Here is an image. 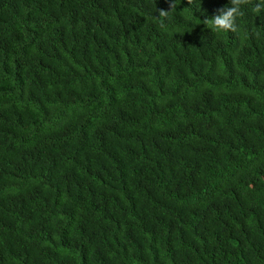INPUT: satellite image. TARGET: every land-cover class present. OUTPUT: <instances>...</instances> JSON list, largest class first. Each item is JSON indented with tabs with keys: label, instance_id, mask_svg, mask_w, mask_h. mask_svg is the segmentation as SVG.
<instances>
[{
	"label": "trees",
	"instance_id": "obj_1",
	"mask_svg": "<svg viewBox=\"0 0 264 264\" xmlns=\"http://www.w3.org/2000/svg\"><path fill=\"white\" fill-rule=\"evenodd\" d=\"M0 0V264H264V10Z\"/></svg>",
	"mask_w": 264,
	"mask_h": 264
},
{
	"label": "clouds",
	"instance_id": "obj_2",
	"mask_svg": "<svg viewBox=\"0 0 264 264\" xmlns=\"http://www.w3.org/2000/svg\"><path fill=\"white\" fill-rule=\"evenodd\" d=\"M250 2L251 0H230V6L221 8L219 10V15H215L211 18H205L202 23L206 26V28L210 29L214 33L229 31L235 33L238 30L237 19L243 15L242 6L248 5ZM174 7L175 0H171L169 4V8L171 10H160L159 17L167 18ZM252 10L256 13L264 10V0H258Z\"/></svg>",
	"mask_w": 264,
	"mask_h": 264
}]
</instances>
